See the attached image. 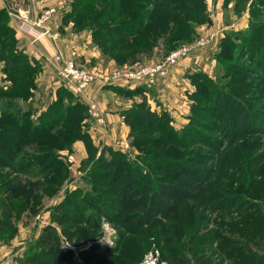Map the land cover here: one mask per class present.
<instances>
[{"label":"rangeland","instance_id":"rangeland-1","mask_svg":"<svg viewBox=\"0 0 264 264\" xmlns=\"http://www.w3.org/2000/svg\"><path fill=\"white\" fill-rule=\"evenodd\" d=\"M31 1L35 8L37 6V13L59 4V0L48 5L46 2L41 4L40 0ZM68 1L67 10L53 20L58 21L57 30H60L61 19L63 26L72 24L75 31H89L100 54L93 62L80 60L84 65L100 70L156 62L198 38L195 26L199 21L189 19L193 30L189 39L183 31H179L170 42L161 35L153 49L125 57L123 62L118 61L114 58L118 48L112 45L118 40L104 36L103 28L115 22L139 20L143 17L142 12L153 9L159 1L143 0L126 17L122 14L131 11L128 4L132 0H119L117 5V0H91V3H86L89 0H77L76 7L74 0ZM215 1L212 0L211 13L214 11L212 7L216 6ZM227 1L222 15L228 26L216 48L208 51V65L189 74V86L183 88V96L180 94L178 97L185 102V109L177 111L178 116L176 107L155 98V86H144L143 89L126 85L113 87L122 101L131 102L129 108L122 111L123 117H127L137 103L146 100L161 118L151 128L140 122L132 130L125 122L128 130L121 139L123 141L103 144L97 149L88 132L91 123L88 129L86 125L92 119L87 102L69 87H63L64 93L70 91L73 94L63 96V102H81L85 109L81 108L76 114L79 122L67 121L64 127L52 130L49 137L82 136L87 143V157L79 161L73 146L66 149L64 155L59 152L62 149L51 150L49 148L52 147L36 145L35 148L28 147L23 156L57 151L65 166L64 173L51 175L53 170L44 177L38 174V165L24 174H16L12 168H0V245L12 242L17 235L22 236L20 230L35 231L34 238L24 243V249L15 247V258L11 264H43L45 261H50L49 264H143L145 255L158 249L160 260L167 264L172 263V257L185 259L186 264H197V258L202 255L204 261L198 264H236L242 256L254 252L263 264L264 233H257L264 231V0ZM185 4L192 6L182 0H169L164 7L162 4L161 9L174 11L172 18L176 16L175 21L180 17L186 21L189 17L180 11ZM0 5V62L5 67L3 73L12 77L9 85L14 82L20 88L17 97L3 95L0 99V118L4 115L1 107H5L7 111H14L23 123L21 126H0L2 155L7 152L6 137L18 135L24 138L32 133L41 119H45L41 115L45 105L32 99L37 93L29 78L13 73L16 67L19 69L16 72L25 70L35 59L25 57L16 49L19 43L11 26V19L16 15L9 12L5 0H0ZM229 5L234 14L229 13ZM204 11L206 22L209 20L206 7ZM212 18L210 23L216 21ZM5 35L14 40L3 41ZM16 58H19V63L13 66ZM112 60L115 61L113 64L110 63ZM175 84L179 86L181 82L178 80ZM226 99L232 105L231 110L225 108L228 104ZM237 109L244 111L241 120L236 118ZM1 121H6V117ZM23 125L24 130L21 128ZM124 143L129 147L125 148ZM185 166L204 175L203 198L187 200L183 209L167 221H157L135 230L114 221L120 209L118 194L110 188L115 180L121 182L127 175H137L140 179L147 176L153 185L160 181L177 182L183 178L181 171ZM26 186L30 192H43L42 186L56 189L49 188L53 194L47 190L45 197L50 200L45 205L30 207L20 216H16L13 209L8 214L9 190ZM237 223L243 225L245 234L236 228ZM104 226L115 229L112 247L97 242ZM44 230L50 241L48 246L53 245L57 251L55 257H49V252L42 251L41 244H30ZM253 234L259 236L261 244L257 243L258 238L250 237ZM254 254L252 258L256 257Z\"/></svg>","mask_w":264,"mask_h":264},{"label":"trees","instance_id":"trees-1","mask_svg":"<svg viewBox=\"0 0 264 264\" xmlns=\"http://www.w3.org/2000/svg\"><path fill=\"white\" fill-rule=\"evenodd\" d=\"M78 1H73L75 7L78 4ZM117 1L115 3L116 5L120 3L119 0ZM141 1L143 0H132L128 4L129 6H131V11H125L122 14V17L128 16L129 13L132 12L133 8ZM158 1L159 2L156 4V6L153 5V9L142 12L141 14L143 17L139 20L135 19L132 23L115 22L110 25H106L103 28L104 36L115 37V40H118L116 41V43H112L113 48H118V51L114 56L115 59H119L118 61L123 62L125 61L123 59L125 57L132 56L140 52L143 53L147 49H153L157 44L158 37L161 35L166 42H170L175 38L176 34L179 31H183L188 36L186 39H189L190 32H192L193 30L191 28V25L188 23V20H198V23H203L207 18L204 11L205 3L203 6L202 0H182L184 3L188 2L192 4V6L185 4L182 6V9H180V11L184 13V15L189 17L186 21H184L181 17L177 18L175 21L174 18H176V16L172 18L175 15L174 11H166L164 9H161L162 4L164 7V4L169 0ZM86 3H91V0L86 1ZM112 9H109V11H111ZM82 18L84 17L82 16ZM3 38V41L5 39H9L7 35H5ZM9 40L13 41L14 39L12 37V39ZM115 45L119 46L114 47ZM16 49L19 50V52H22L18 48V46L16 47ZM23 54L25 55V57L27 56L25 53ZM1 56L2 53H0V60L2 59ZM17 59L19 58L15 59L16 61L13 62V66L18 65L19 60ZM16 68L17 69H15L13 73L20 74V77L22 78H29V82L35 88V78L40 68L39 63L37 61H34L33 64L28 65V68H26L25 70L22 69L18 72H16V70L19 69L18 67ZM4 70L5 67L3 68V71ZM6 78L12 82V77L6 75ZM14 84L15 83L13 82V84L11 85L1 87L0 99H2L3 95L15 97L18 96V91H20V88L18 89L17 85ZM110 86H112L113 88L120 85ZM144 86L146 85L137 86L135 87V89H143ZM63 90V88L62 90H59L60 92L58 98L50 105L47 110L42 112L41 115H43L45 119H41L40 123L34 126L33 131L30 135H27L24 138L18 135L5 138L7 152H3L2 155H0V168L8 167L10 169L12 168V171L16 174H24L29 172V170L34 166L38 165L40 167V171L38 172V174H42L44 175V177H46L49 172H52L53 170L54 172L51 175L64 173L65 166L63 164V161H60L61 158L59 157L58 153H56L57 151H51L47 154L38 155L36 153L27 154V157L23 156L25 150L28 147H34L36 145L45 146L46 148L52 147L49 148L51 150H59L63 148H71L74 141L77 139H82L86 143V139L82 138V136L71 137L66 135L63 138L49 137L52 130L58 128L59 126L64 127V124H66L67 121H73V124H75V122H79V120L75 118L76 116H78L76 114H78L80 109L84 108L85 106L81 104V102L74 103L73 101L71 103L65 104L63 102V96L69 97L73 94L70 91L68 92V94L64 93ZM226 101L228 104L225 108L231 110L232 105L229 104L230 102H228V99H226ZM1 110L3 111L4 115L0 118V126L4 124H15L16 126H21L23 124L20 122V118L17 117L14 111H7L5 110V107L4 109L3 107H1ZM15 111H17V109H15ZM70 114L71 118H69ZM235 114L237 116V120H241L244 118V111L240 109H237L235 111ZM4 117H6V121L3 122L1 120H3ZM160 118L161 116H158L156 110H152L151 105L148 104L146 100H144L140 103H137L135 107H132L127 117H124V120L131 126L133 130L138 124H140V122L145 123L147 128H151L152 126H155L158 121H160ZM24 127V125L23 127H21L22 130H24ZM72 128L76 130L75 126H72ZM33 133L36 135H33ZM109 166L110 164L108 165V167ZM181 172L183 178L178 179L177 182L170 183L166 181H160L156 185L149 183L147 176H144L143 179H140V177H138L137 175L135 177L127 175V178L124 181L120 182L118 180H115L110 188H112V190L118 194L120 209L117 211L114 221L121 226L127 227V229L135 230L157 221H167L172 215L180 212L183 209L184 203L187 200L203 198L205 194L204 186L206 182L204 175L202 176V173L200 174V172L195 168H190L187 166L183 167ZM12 188L13 191L12 189L9 190V194L11 197H9V211L7 212L8 214H10L13 209L15 215L20 216L30 207L38 205L42 198L41 192H30L28 186L24 188ZM49 188H52V190L56 189L55 187L42 186L43 190H48V193L51 194L52 191ZM12 216L13 215H11V218ZM6 218L7 220H10L9 217ZM236 228L241 231V233L245 234L243 225L237 223ZM258 232V235H262L264 233L263 230H260ZM250 237L253 239L258 238L257 243H262L260 242L261 239L259 238V236L253 234L250 235ZM49 242L50 241L46 235V231L44 230L43 233H41L39 237L30 242V244H41L42 251L45 250L46 252H49V257H55L57 256V251L55 250V247L53 245L48 246ZM254 253L245 254L239 259L236 264H262L263 260L256 256V252ZM252 254H254L256 257L252 258ZM171 261V264H186V260L179 257H172ZM202 261H204V255L199 256L196 260L197 264ZM48 262L50 261H45L44 263Z\"/></svg>","mask_w":264,"mask_h":264},{"label":"crops","instance_id":"crops-1","mask_svg":"<svg viewBox=\"0 0 264 264\" xmlns=\"http://www.w3.org/2000/svg\"><path fill=\"white\" fill-rule=\"evenodd\" d=\"M40 1L41 4L46 2L45 4L48 5L57 0ZM227 2V0H216V6L212 7L214 11L211 13L212 0H204L207 14L209 15V20H207L205 23H197L195 30L198 38H209V43L205 47H198L191 56L182 60L180 64L174 68V71L171 75L153 87L156 99H158L160 102L165 101L171 106L173 105V108L176 107V116L179 115L177 111L183 112V109H185L183 106L185 102H183L181 99H178V97L180 94L183 96V88L189 86V81L187 80L190 77L189 74L193 71L200 70V68H203L205 65H208L206 60L208 51H210L212 48H216V45L222 38L223 31L228 26V23L224 22V16L222 15V12L224 11L223 8L226 7ZM30 4V14L27 17L14 15L15 17H12L11 19V26L16 32V39L19 43L18 48L30 58L35 59V61H37L40 65L35 78L37 94L33 96L32 99L35 98L38 100V102L44 104L45 111L46 108H48L58 98L60 92L59 90H62V88L65 86L63 85L59 76L62 63L58 58V54H61L63 58H68L71 56L72 51L76 50L79 53L80 59L84 61L90 60L93 62V59L99 56L100 52L99 49L93 45L89 31H75L72 27V24L63 26L61 19L59 21L61 26L59 31L57 30L58 21H52L49 23L52 31H58L59 33L57 38L53 39V36L50 33H47L45 29L33 23V18H35L39 13H37V6L35 8L31 0ZM1 6L2 5H0V7ZM40 7L38 5V8ZM228 11L229 13L234 14L232 6L230 5ZM212 17L214 19L216 18L214 23H210V18ZM114 62L115 61L112 60L110 63L113 64ZM2 66L3 65L0 62V89L1 87H6L11 82L6 78V74L3 73ZM178 80L181 82L179 86L178 84H175V82L177 83ZM65 87L68 88L67 86ZM112 89H114L112 86L103 85L99 82L93 83L88 88V94L98 101L106 111V127H98L97 131L93 133L91 130L88 131L91 135L93 146H96L97 149L103 144H117L119 140L123 139L124 134L128 130V125L125 123L124 117L122 116V111L129 108L131 102L130 100L125 99L122 101L120 97H118V94ZM82 100L86 102L84 98ZM90 123L91 121L86 124L87 129ZM106 128H108L107 131ZM102 133L103 136H100ZM63 149L59 151L61 154H64V152L67 151V148ZM85 150L84 140L77 139L74 141L73 151H75L79 161L87 157V151ZM74 159L76 160V157ZM46 192L47 190L41 192L42 198L39 204L45 205L46 201L50 200L48 196L45 197ZM55 198L56 196L54 195L53 199ZM34 207L38 206L36 205ZM19 225H21V223H19ZM20 233L22 236L17 235L12 242L6 244L1 243L0 261L2 264H11L15 258V247L19 246L22 247L21 249H24L27 239L34 238L33 236L35 235V231L33 229L20 230Z\"/></svg>","mask_w":264,"mask_h":264},{"label":"built area","instance_id":"built-area-1","mask_svg":"<svg viewBox=\"0 0 264 264\" xmlns=\"http://www.w3.org/2000/svg\"><path fill=\"white\" fill-rule=\"evenodd\" d=\"M68 5V0H59L57 6L43 9L33 18V23L43 26V29L47 33H50L53 39L57 38L58 33L52 31L49 23L56 16L62 15L67 10ZM209 40V38L200 37L195 42L179 47L166 55L164 59L156 62L105 70L84 65L81 63L78 53L74 50L68 58H63L61 54H58V58L62 63L59 76L65 86L86 100L92 118L90 129L96 132L98 127H106V120L105 111L99 102L88 94V88L93 83L99 82L103 85H126L129 87L140 85L156 86L160 81L168 77L182 60L191 56L198 47H205L209 43ZM123 146L128 148L129 144L124 143ZM143 260V264H167L165 261L160 260L158 250L149 251ZM0 264H2L1 261Z\"/></svg>","mask_w":264,"mask_h":264},{"label":"water","instance_id":"water-1","mask_svg":"<svg viewBox=\"0 0 264 264\" xmlns=\"http://www.w3.org/2000/svg\"><path fill=\"white\" fill-rule=\"evenodd\" d=\"M11 14L27 17L31 12L30 0H5Z\"/></svg>","mask_w":264,"mask_h":264},{"label":"clouds","instance_id":"clouds-1","mask_svg":"<svg viewBox=\"0 0 264 264\" xmlns=\"http://www.w3.org/2000/svg\"><path fill=\"white\" fill-rule=\"evenodd\" d=\"M101 235L98 237L97 242L100 243L102 246L107 245L109 247L113 246V239L112 236L115 234L114 228H108L104 226L101 228Z\"/></svg>","mask_w":264,"mask_h":264}]
</instances>
